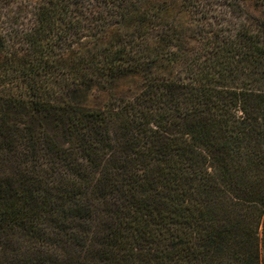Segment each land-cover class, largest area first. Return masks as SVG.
<instances>
[{"label":"trees","instance_id":"trees-1","mask_svg":"<svg viewBox=\"0 0 264 264\" xmlns=\"http://www.w3.org/2000/svg\"><path fill=\"white\" fill-rule=\"evenodd\" d=\"M79 3L42 2L40 35ZM40 63L15 69L25 95L0 94V264H260L264 33L222 36L103 110L51 98Z\"/></svg>","mask_w":264,"mask_h":264},{"label":"rangeland","instance_id":"rangeland-1","mask_svg":"<svg viewBox=\"0 0 264 264\" xmlns=\"http://www.w3.org/2000/svg\"><path fill=\"white\" fill-rule=\"evenodd\" d=\"M44 1L0 0L1 95H25L27 83L15 69L46 61L34 77L51 98L116 108L141 91L145 77H185V64L214 40L239 30L264 33V3L256 0H122L120 9L113 0H79L65 29L55 26L43 39L37 10ZM6 155L0 150V158ZM11 170L0 166V178ZM258 239L262 264L263 227Z\"/></svg>","mask_w":264,"mask_h":264}]
</instances>
